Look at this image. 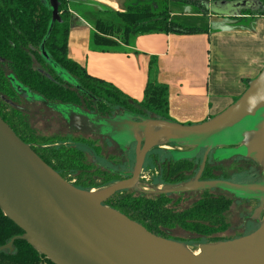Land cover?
I'll return each mask as SVG.
<instances>
[{"label":"water","instance_id":"1","mask_svg":"<svg viewBox=\"0 0 264 264\" xmlns=\"http://www.w3.org/2000/svg\"><path fill=\"white\" fill-rule=\"evenodd\" d=\"M46 4L52 10L50 31L55 21H62L60 3L47 0ZM206 7L221 16H240L246 11L264 9L260 0H209ZM41 50L53 69L80 89L72 76L56 67L43 44ZM8 77L21 97L40 101L59 111L73 130L92 133L89 118L92 113L82 109V112L68 113L66 117L59 103L50 102L33 92L13 74ZM237 124H244V129H237L239 139L235 138L234 132L229 134L235 140L229 141L232 147L225 148L224 153H232L225 157L239 154L251 157L262 165L264 171V66L232 104L200 123L183 124L140 117L133 123L135 130L131 142L135 141L136 151L131 176L98 189H83L48 165L0 116V208L22 229L23 234L19 237L53 264H264V214L255 230L232 239L201 243L195 251L185 242L151 232L105 204L117 192L138 188L146 155L152 148L174 142L180 146H194L193 153L206 149L199 172L191 180L166 184L155 188L152 193L221 187L238 195L258 198L260 209L264 211V178L259 183L246 184L199 179L207 153L225 145L218 134ZM191 132L200 134L192 136ZM185 154L178 152V156ZM14 240L15 237L1 246L0 251L12 249Z\"/></svg>","mask_w":264,"mask_h":264},{"label":"trees","instance_id":"2","mask_svg":"<svg viewBox=\"0 0 264 264\" xmlns=\"http://www.w3.org/2000/svg\"><path fill=\"white\" fill-rule=\"evenodd\" d=\"M58 1L62 21H55L49 31L52 10L50 5L46 4L47 0H0V116L62 177L77 187L92 189L95 187L93 182L85 184L79 179H73L71 170L75 162L84 165V152L75 147L67 150L65 144L47 147L45 141H39L20 103L23 98L14 90L8 76L13 74L20 83L50 102L83 105L102 116L106 109L120 106L125 109L124 111L135 115L138 113L137 116L140 117H149L143 112L146 110L156 118L173 120L169 113L168 87L159 83L155 77L157 70L155 58L150 62L149 79L141 101L132 99L111 82L91 75L84 66L68 56L72 14L69 12L67 0ZM161 1L164 3V0ZM170 1L172 3L173 0ZM181 1L197 7L201 15L208 13L206 2L209 0ZM260 1L264 5V0ZM156 4L154 6L151 3L140 2L129 4L123 11L115 13L118 22L101 17L91 20L92 45L112 47L119 46L120 43L129 44L135 36L143 33L208 32L207 24L180 21L176 18L178 16H172L173 11L166 0L161 10L158 8L159 4ZM180 12L184 14L183 11ZM262 14L264 9L244 12V15L252 17ZM42 44L50 59L67 71L80 89L64 80L44 59ZM107 174L109 178L104 181H116L119 178L116 173ZM207 174L210 176V173ZM166 197L167 195L163 193L128 189L117 192L105 204L126 214L151 232L166 238H169V235L164 228L174 227L176 224L205 235L226 227L220 214L227 207L229 199L202 198L183 212L171 213L164 206ZM22 234V229L7 218L0 208V247L15 237L12 249L0 251V264H53L26 240L19 237ZM215 241L217 239L210 242Z\"/></svg>","mask_w":264,"mask_h":264},{"label":"crops","instance_id":"3","mask_svg":"<svg viewBox=\"0 0 264 264\" xmlns=\"http://www.w3.org/2000/svg\"><path fill=\"white\" fill-rule=\"evenodd\" d=\"M132 1L67 0L72 14L68 56L132 99H143L150 62L155 58V77L168 87L170 117L198 123L232 104L247 81L263 68L264 14L221 16L208 10L222 23L207 33H143L129 44L93 46L90 21L98 17L109 20L110 14L117 17L115 13L137 3ZM243 19L250 24L244 25L247 21L243 23Z\"/></svg>","mask_w":264,"mask_h":264},{"label":"rangeland","instance_id":"4","mask_svg":"<svg viewBox=\"0 0 264 264\" xmlns=\"http://www.w3.org/2000/svg\"><path fill=\"white\" fill-rule=\"evenodd\" d=\"M133 2L151 3L153 6L158 3V8L160 10L165 4V0L164 3L161 0H135L132 1V3ZM166 3L171 6V10L173 11L172 16H178L176 18L180 19V21L207 24L212 30H215L219 23H222V20L212 16L210 12L206 15H201L198 13L199 9L197 10V7L184 3L181 0H173L172 3L170 0H166ZM180 11H183L184 14ZM109 16L111 17L108 18L110 21H119L114 14H110ZM228 22L233 23L234 20ZM246 24H250V22L247 21L244 25ZM55 65L62 72L69 75L62 67L57 64ZM22 98L23 100L20 103L39 141H45L47 147H58L65 144L67 150H70L71 147H75L84 152L83 164L85 166L75 162V165L71 169L73 171V179H79L85 184L93 182L95 187L92 189H98L114 182V180L104 181L109 176L107 174V172H109L108 168L116 170L133 169L136 144L135 141L131 142V138H133V131L135 130L133 123L137 122L140 118V116H137L139 115L138 113L134 116L135 114L132 115L124 111L125 109L120 106H113L106 109L107 111H104V116L92 110L91 112L93 113L89 114L90 116L88 115L92 122L90 131L92 133L87 134L73 130L61 116L59 111L46 106L40 101H29L24 97ZM59 104L62 106L61 109L65 110L66 113L64 114L66 117H68V113L82 112V108L78 105L67 103ZM143 112L149 117H154L146 110ZM172 121L176 120L173 119ZM180 123L196 124L193 122ZM237 129L239 131L243 130L244 124L241 126L237 124L233 128H228L226 131L218 134L220 141L222 140L225 144L223 147L215 148L217 152H219V156L225 157L232 153H224V150L225 148L232 147L229 141L235 140L229 137L231 132H234L235 138L239 139V137L237 138ZM189 134L193 136L199 135L200 133L191 132ZM161 150L163 149L156 147L148 153L141 173L143 178L141 177L142 182L140 183V187L147 186L149 188L148 185L152 184L155 188L162 183L160 176L154 174L156 169H159V164H161V161H163L166 156ZM195 171L196 169H193L190 173L194 174ZM216 172L226 173L228 179L233 182H253L261 179L262 176L261 168L257 166L253 160L241 157H236L231 161L222 163ZM218 196V191L172 194L166 197L167 201L164 206L171 213H179L189 209L197 200L202 198L216 199ZM222 198L223 200L229 199L227 207L224 208L220 214L222 220L226 224L224 229L205 235L187 230L176 224L174 227L164 228V230L168 232L169 238L185 242L190 248L196 251L201 243L210 242L212 239H217L218 241L236 238L251 232L258 226L254 220L246 218L249 217L253 208L256 206L255 201H242L237 198H232L227 194H223Z\"/></svg>","mask_w":264,"mask_h":264},{"label":"flooded vegetation","instance_id":"5","mask_svg":"<svg viewBox=\"0 0 264 264\" xmlns=\"http://www.w3.org/2000/svg\"><path fill=\"white\" fill-rule=\"evenodd\" d=\"M79 107H81L83 110H85L87 112L93 113V112H91V110L86 109L84 106L79 105ZM126 112H128V111H126ZM95 113H98V112L95 111ZM129 113L134 115L132 112H129ZM134 116H136V115H134ZM79 132H81V131H79ZM156 147H160L161 149H163L161 151L166 156H165V159L163 161H161V164H159V167H158L159 169H156V171L154 173V174H157V176H160V179L162 181V183L160 185H158V187L156 186L155 188H160L166 184H171V185L180 184V183H183V182H186L188 180L193 179L197 175V173L199 172V169H200L201 164L203 162L204 156L206 154V149H204V148L201 149L200 151L196 152V153H193L194 146H180L174 142H170V143H167L165 145H159ZM156 147H154V148H156ZM233 147H235V146H233ZM154 148H152V149H154ZM178 152L187 153V154L178 156ZM148 153H147V155H148ZM147 155H146V157H147ZM219 155H220L219 152H217V150L215 148L211 149L207 153L205 166H204V169H203L201 176L199 178L200 180L230 181L228 179L226 173H224V172L218 173L216 171L220 168V165L222 163L231 161L232 159H234L236 157H241V158L253 160L254 163L261 168V175L262 176H261V179H259L257 181L234 182V183H239V184L259 183L263 180V178H264L263 167L261 164H259L257 161H255L253 158L246 157V156L241 155V154L233 155V156H230L227 158L219 156ZM161 157H163V156H161ZM133 168H134V166H133ZM193 169H196V171L194 174H191L190 172L193 171ZM142 170H143V168H142ZM108 171H109V173H116L117 175H119V178L117 180H121V179L129 178L131 176L133 169L132 170H128V169H123V170L117 169L116 170V169H109L108 168ZM141 173H142V171H141ZM207 173H210V176H208ZM141 177H142V174H140V177H139L138 188H135V190L142 189V190L147 191V192H152V190L155 189L152 184L148 185L149 188L147 186L146 187H140V183L142 182V178H143V177L142 178ZM230 182H233V181H230ZM147 189H149V190H147ZM208 191H215V192L218 191L219 192L218 197H222L223 194H227L228 196H231L232 198H237V199L242 200V201H255L256 206L253 208L249 217H246V218H251L259 226L260 221L263 218L264 211H263V209H260L262 207H261V202L258 198L245 197L242 195H238V194H235L234 192H232L230 190H226V189H223L221 187H212V188L192 190V191H186V192H171V193H163V194H166L168 196V195H172V194L208 192Z\"/></svg>","mask_w":264,"mask_h":264}]
</instances>
